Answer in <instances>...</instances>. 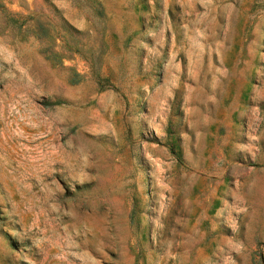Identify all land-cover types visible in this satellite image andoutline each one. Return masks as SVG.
Instances as JSON below:
<instances>
[{
  "label": "rangeland",
  "instance_id": "1",
  "mask_svg": "<svg viewBox=\"0 0 264 264\" xmlns=\"http://www.w3.org/2000/svg\"><path fill=\"white\" fill-rule=\"evenodd\" d=\"M0 264H264V0H0Z\"/></svg>",
  "mask_w": 264,
  "mask_h": 264
}]
</instances>
